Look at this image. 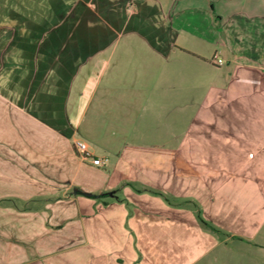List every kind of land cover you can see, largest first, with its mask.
I'll list each match as a JSON object with an SVG mask.
<instances>
[{"label":"crops","instance_id":"0c3cea01","mask_svg":"<svg viewBox=\"0 0 264 264\" xmlns=\"http://www.w3.org/2000/svg\"><path fill=\"white\" fill-rule=\"evenodd\" d=\"M158 15L185 43L218 48L205 61L172 44L214 72L206 90L182 86L199 75L193 62L142 56ZM201 159L255 186L208 165L199 175ZM182 197L205 204L214 232L176 212ZM105 223L113 264L136 249L152 256L182 225L197 242L181 259L264 264V0H0V264L96 242Z\"/></svg>","mask_w":264,"mask_h":264},{"label":"rangeland","instance_id":"374dc122","mask_svg":"<svg viewBox=\"0 0 264 264\" xmlns=\"http://www.w3.org/2000/svg\"><path fill=\"white\" fill-rule=\"evenodd\" d=\"M150 7L151 9H158L157 7H159V5L158 4L157 6L151 5ZM160 9H161L160 14L162 15L163 8L159 7V10ZM160 18H161L160 16L159 17L152 16L151 21H150V26L148 25L149 27L148 26L145 27L146 36L144 38L147 40L146 42L148 43L139 44L141 46L139 51H141L144 47L142 51L143 53L142 56L152 57V58L159 57V59L166 57L171 60L172 66L175 63V59L177 58H181L183 60L193 62L192 68L191 67L190 68L193 70L194 73H197L199 75L197 78L193 79L192 81L184 80L182 86L183 88L197 86L199 88L206 90L207 87L210 86V83L212 82L211 78L214 72L211 70H207L203 63L197 61L196 59L191 58V56H189L188 54L195 55L205 61H210L213 55L215 54V51L218 48L210 45L209 43L202 42L201 40H198V39L190 40V38L188 37H186V40H188L186 44L185 41L183 40V37H181V35H179L178 33L174 31H171L169 28H167V26L165 27V29L162 28V23L160 24L161 26L159 27L156 26L157 23L155 20H158V19L160 20ZM125 37H127V33H125L124 38ZM172 44H178L179 46H184V48H187L189 50L188 54L181 53V52H177L176 54H173ZM184 52H187V51H184ZM223 56L226 57L225 54ZM227 69H228L227 65L222 67V71H226ZM232 71L239 72V70H236V69H232ZM203 99H205V95ZM199 100H200V104H202L200 96H199ZM204 112H202L201 114V120L206 119V113ZM203 114H204V118H203ZM206 132L207 131H206L205 125L199 127V136L205 135ZM200 148L202 149L196 150L200 154L203 155L204 153L208 152V150L205 149V145H200ZM185 151L190 152L191 150L188 149ZM199 161L201 163L200 165L202 166H200L197 173L200 175L201 173L205 172V168L207 167V165L209 166L210 163L208 162V160H205V159L204 160L201 159ZM187 162L189 161H186V160L183 161V163H187ZM203 165L205 166L204 168H202ZM208 168L210 170V171L208 170V172H211V174H214L213 173L214 171L219 172V175H220L219 177L221 178L223 176H227L226 178L230 176L231 178H234L230 181L231 182L230 185L232 186H238V187L241 186L243 188L245 187L244 189H246V187L255 186V181L253 180V178L248 179L245 177H239V176L233 175V173L230 176L228 174L224 175L223 160L221 161V163L217 165V168L210 167V166ZM236 170H237L236 171L237 173L240 172L238 171L239 170L238 168ZM223 180L224 179H222V181ZM199 181L202 182L201 177L199 178ZM204 205L205 204H202L200 202L188 200L187 198L182 197L181 200L179 199V201H177L175 209H176V212L181 213V217L184 220H189V221L192 220L193 222L195 220H198V222L200 223L202 227H206L205 226L206 224L214 232L217 226L212 225L209 219L206 218L205 213L202 211V207ZM101 226L103 227V233L106 234V237H104L103 235L104 238H101L97 240L96 242L93 240V238L92 239L87 238L86 241H83L80 245H77L75 248L69 251H60L52 256L39 257L38 262L36 264H113L114 263L112 261V259L114 258L113 250L114 248L117 249L119 244H118V241L113 240L111 237L113 233L112 228H111V223H105ZM190 226L191 225L181 226L183 229V234L181 237L171 236L172 239H164V240H161L160 242L157 241L156 242L157 245H155L156 253L150 257H148L143 251L137 250L135 248L136 252L134 251L132 253L133 255H129V256L126 255V257H124L125 259L124 263L125 264H181V263L197 264L196 257H194L191 260L192 257L190 255L183 254L184 256L182 255V259H181V257L178 254L180 253L181 250L185 252L187 250L189 251L192 247H195V243L197 242V239L195 237L196 234L191 233L192 229ZM125 240L126 242L128 241L127 236L124 238V241ZM132 244L133 243L131 241V245ZM98 246L102 250V253L101 251H97ZM200 246L203 247L202 245H199V247ZM253 258L254 257H249V256L241 257V256L231 254L230 256L220 257L219 263H216V264H254ZM198 259H199L198 264H206L207 261L210 259V257L202 256V257H199Z\"/></svg>","mask_w":264,"mask_h":264},{"label":"built area","instance_id":"2783aa9c","mask_svg":"<svg viewBox=\"0 0 264 264\" xmlns=\"http://www.w3.org/2000/svg\"><path fill=\"white\" fill-rule=\"evenodd\" d=\"M216 64L217 65H222L224 62L223 60L219 58H215ZM76 150L78 154L83 158V159H90L92 158V155L90 153L89 147L86 143L83 142H76L75 143ZM106 162V160L103 159H93V164L97 166H101Z\"/></svg>","mask_w":264,"mask_h":264},{"label":"trees","instance_id":"16d2710c","mask_svg":"<svg viewBox=\"0 0 264 264\" xmlns=\"http://www.w3.org/2000/svg\"><path fill=\"white\" fill-rule=\"evenodd\" d=\"M205 226H208V225L205 224ZM208 227H209V226H208Z\"/></svg>","mask_w":264,"mask_h":264}]
</instances>
